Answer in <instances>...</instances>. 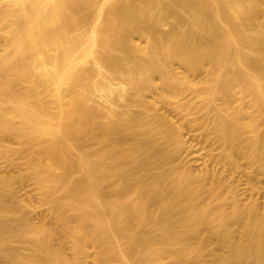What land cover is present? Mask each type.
<instances>
[{
  "label": "bare ground",
  "instance_id": "6f19581e",
  "mask_svg": "<svg viewBox=\"0 0 264 264\" xmlns=\"http://www.w3.org/2000/svg\"><path fill=\"white\" fill-rule=\"evenodd\" d=\"M185 124L264 179V0H0V258L264 264V203Z\"/></svg>",
  "mask_w": 264,
  "mask_h": 264
},
{
  "label": "rangeland",
  "instance_id": "374dc122",
  "mask_svg": "<svg viewBox=\"0 0 264 264\" xmlns=\"http://www.w3.org/2000/svg\"><path fill=\"white\" fill-rule=\"evenodd\" d=\"M169 117L173 118L174 121L182 123V120L179 116H175L174 113L169 114ZM183 134L185 135V140L188 141V144L192 147V154L183 153L180 156V160L191 159L196 161L194 163V168L197 167L203 168V166H208V169L212 170L214 174L220 177L227 184L237 186L239 193H241V203H246L250 201V197L256 199L258 204L264 203V179L258 173L259 169L257 164H252L248 159L244 157H236L235 165L221 159V152L218 149V146L213 142L212 136H207L202 130H199L196 127L185 124L182 128ZM0 161V172L5 173V176H8L12 173L11 169H5L2 167ZM258 169V170H257ZM198 170V169H197ZM196 171V170H194ZM253 173H252V172ZM11 172V173H10ZM10 173V174H9ZM251 174V176H249ZM4 175V174H3ZM233 186V187H234ZM16 197L22 202H29L32 206V218L34 221L44 217L46 210L45 204L40 200L36 188L30 184L25 183L23 185H15L13 187ZM225 208H229V205H226ZM8 260L6 258H0V264H6ZM89 264H92L89 261Z\"/></svg>",
  "mask_w": 264,
  "mask_h": 264
}]
</instances>
